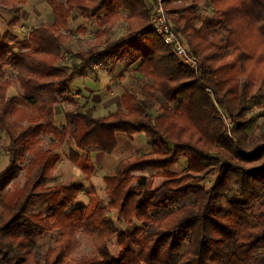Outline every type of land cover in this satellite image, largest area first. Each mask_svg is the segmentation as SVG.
Listing matches in <instances>:
<instances>
[{"label":"trees","instance_id":"trees-1","mask_svg":"<svg viewBox=\"0 0 264 264\" xmlns=\"http://www.w3.org/2000/svg\"><path fill=\"white\" fill-rule=\"evenodd\" d=\"M45 1L54 15L51 26L16 43L0 33V79L11 68L23 104L37 111L13 118V105L0 101V133L10 140L8 166L0 173V264H68L80 228L96 237L99 256L77 264H264V123L260 136L247 134L249 104L264 90V0H166L174 30L200 62L198 72L153 31L144 0ZM206 3L217 18L197 26ZM74 9L85 20L96 19L99 39L121 21L128 30L76 54L79 65L68 72L58 66L64 49L58 32ZM122 11L129 16L123 18ZM122 63L125 71L138 65L135 71L145 80L138 85L140 96L126 91L121 108L106 117L68 112L65 126H55L54 105L76 78L98 65L114 69ZM118 134L131 140L144 135L152 152L124 160L104 178L108 206L91 188L89 204L75 208L82 187L48 186L60 161L55 151L68 139L86 155L111 154ZM42 136L55 139L46 150ZM182 157L186 169L173 172ZM69 161L92 177L88 157L71 150ZM23 164V187L4 194ZM149 170L164 178L160 187L134 175ZM214 174L216 181L206 188ZM36 201L48 206L46 217L30 213ZM171 204L178 207L171 210ZM111 211L119 222L140 226L118 230ZM55 231L58 245L41 254L35 236ZM115 237L118 258L109 248Z\"/></svg>","mask_w":264,"mask_h":264},{"label":"rangeland","instance_id":"rangeland-1","mask_svg":"<svg viewBox=\"0 0 264 264\" xmlns=\"http://www.w3.org/2000/svg\"><path fill=\"white\" fill-rule=\"evenodd\" d=\"M67 0H61L66 3ZM148 6L150 15V26H151V14L149 6L154 1L144 0ZM165 2V8L172 21V15L168 6ZM199 19L197 20V26L205 19H215L217 14L214 8L206 3L202 4L198 10ZM104 13L100 15L103 18ZM123 18H127L129 14L125 11L121 12ZM54 22V15L51 6L45 0H27L26 4L17 2H0V33L2 36L9 35L16 42H23L28 40L29 35L35 29L41 27L51 26ZM108 30L107 26L104 27ZM152 28V26H151ZM101 30L96 19L85 20L81 17L80 12L74 9L71 12L68 25L65 28H61L58 35L64 42L63 55L61 60L58 62L59 67H66L68 72L77 68L79 60L76 54L84 53L95 45H102L105 41H116L125 36L128 26L125 21L119 22L115 28L108 31L107 35L102 39L98 38V32ZM187 44V43H186ZM121 67L114 73V69L111 67H103L98 65L94 67V72H88L84 77L89 78V81L85 79L76 78L69 86L70 93L63 99L59 100L54 105V119L55 126L59 129L63 128L66 124L65 114L75 111H83L92 115L95 111L94 118H103L108 111H114L119 105V98L123 92L135 93L138 96L141 95L140 89L137 88L136 81H130L126 83L125 71ZM83 78V77H82ZM9 84V87L5 89V85ZM93 86V87H92ZM136 86V87H135ZM92 87V88H91ZM91 89L87 91V89ZM4 97L5 101L10 102L13 105V118H18L22 113L35 114L37 111L26 107L22 101V90L16 80V74L9 67L4 68V77L0 79V101ZM104 109V110H103ZM157 112V111H156ZM247 117L251 119V124L247 129V134L260 136L261 126L264 123V90L257 93L256 99L249 104V112ZM26 126L27 123H24ZM41 147L48 149L50 143H54L55 139L53 136H42L40 138ZM9 144L10 140L6 133H0V173L3 172L9 162ZM133 149L130 151L131 157L141 156L150 154L152 148L149 146L146 137L139 136L133 139ZM74 150L83 157H86L85 153L79 152L70 139L57 149L55 153L60 157L59 163L53 171V180L48 183V186H77L82 187L83 192L79 194L76 199L74 206L75 208L86 207L89 204V197L87 191L94 189L98 194L100 200L108 206L111 202L107 195L104 178L112 173L114 170H103L99 167H94L91 163L92 177H88L82 169L69 161V153ZM126 156V155H125ZM129 157V158H131ZM128 158V159H129ZM126 160V159H125ZM123 162V161H122ZM26 164L21 165L20 171L17 176L12 179L5 189L6 194L9 190L15 191L23 187L26 181V173L24 167ZM187 167V161L185 158H181L178 163L171 169L173 172L181 174ZM135 176H145L149 179L152 188H158L164 182V178L159 175L158 171L149 170L143 173H135ZM218 174L210 176L203 185L208 188L213 185L216 181ZM161 198L163 195L160 196ZM183 203H188L189 199H184ZM224 207L226 204L224 203ZM259 203L255 205V210L258 208ZM178 205L171 204L168 208L175 209ZM165 209L160 210V217L163 216ZM48 206L41 204L40 202H34L30 213L41 214L43 217L48 215ZM109 216L115 221L116 227L120 231H133L139 224L133 226L125 225L117 220V212L111 211ZM59 233L48 232L38 234L35 236V241L38 247V251L44 254L48 248L56 247L59 243ZM110 251L114 258H118L119 247L117 246L116 237L112 239L109 244ZM99 256V248L97 239L92 234L86 232L80 228L75 234V244L72 251L69 253L67 258L68 264H77L82 259H91Z\"/></svg>","mask_w":264,"mask_h":264},{"label":"built area","instance_id":"built-area-1","mask_svg":"<svg viewBox=\"0 0 264 264\" xmlns=\"http://www.w3.org/2000/svg\"><path fill=\"white\" fill-rule=\"evenodd\" d=\"M153 1L149 6L153 31L183 65L198 72L200 62L190 51L184 38L174 30L164 0Z\"/></svg>","mask_w":264,"mask_h":264},{"label":"crops","instance_id":"crops-1","mask_svg":"<svg viewBox=\"0 0 264 264\" xmlns=\"http://www.w3.org/2000/svg\"><path fill=\"white\" fill-rule=\"evenodd\" d=\"M121 67L124 69L123 71H125L126 65L124 63H122V64H119L116 68H114V73L118 69H120ZM137 67H138V65H133L132 67H130L128 70L125 71L126 72L125 73L126 79H124V80H125L126 83H130V81H134L135 80L136 81L135 83L137 85L138 83H141V82L145 81L144 78L139 73H137L135 71L137 69ZM96 68H97V66H96ZM81 79H83V80L85 79L86 81L90 80L89 78H86V77H83ZM138 85H137V87L135 86L136 89L139 87ZM86 89H87V91L91 90V89H88V88H86ZM69 90H70V88H69ZM123 94H124V92L120 95L119 105H118L117 109H115L114 111L113 110L112 111H108L104 117L108 116L110 113H113L116 110L121 108L120 99H121V96ZM133 94H135V93H133ZM97 110H99V108L96 107V109L93 111L92 115H90L88 113H86V114H88V115L93 117L94 114H95V111H97ZM139 136H143V135L135 136L134 139L136 137H139ZM116 139H117V148L111 154H105V153H102V152H91L89 155H86V157L89 158L90 163H92L94 165V167H99L100 166V168H102L103 170L106 169V170L112 171L122 161H124L125 159H128L129 157H131L130 151L134 147L133 146V140H131L125 134H118Z\"/></svg>","mask_w":264,"mask_h":264}]
</instances>
